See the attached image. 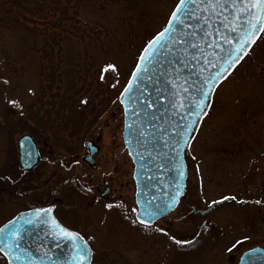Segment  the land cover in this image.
I'll return each mask as SVG.
<instances>
[{"label": "rangeland", "instance_id": "rangeland-1", "mask_svg": "<svg viewBox=\"0 0 264 264\" xmlns=\"http://www.w3.org/2000/svg\"><path fill=\"white\" fill-rule=\"evenodd\" d=\"M176 2L0 0V176L18 177L0 195V225L18 211L56 203L61 224L89 243L91 264H237L244 249L264 246V33L216 87L188 149L177 207L147 228L135 220L118 97ZM24 133L46 158L31 174L17 166ZM87 140L98 146L93 165L82 158ZM105 180L110 199L99 194ZM224 196L236 200L195 212Z\"/></svg>", "mask_w": 264, "mask_h": 264}, {"label": "water", "instance_id": "water-1", "mask_svg": "<svg viewBox=\"0 0 264 264\" xmlns=\"http://www.w3.org/2000/svg\"><path fill=\"white\" fill-rule=\"evenodd\" d=\"M196 11L200 12V9L196 8ZM217 11L221 13L220 17L201 12V16L208 19L211 24L210 28L203 23L198 27L195 20H186V23L192 25L190 29H180L174 24L177 27L174 35L187 43L174 45V51L168 57L172 66L163 64L156 67L154 72L150 70L151 79L145 76L140 82L134 81L133 87L136 89L132 97L134 102H129V95L126 94L123 97L125 103L122 104L119 96L123 108L122 141L133 163L132 178L135 184L134 201L137 209L135 218L137 220L139 216L140 219L148 221L149 225L174 210L183 195L189 170L187 151L211 102L213 92L204 100L208 106L203 108L200 116L194 115L199 110L195 108L193 102L201 98L203 78L209 76L210 72L218 70L207 67L203 58H199L197 49L203 50L206 55L211 52L223 55L219 49L207 47L208 43L217 40L214 30L224 35L236 36V33H230L220 23L224 16L231 19L233 10ZM180 15H183L182 11ZM193 31L196 33L195 36L184 35ZM204 31L212 32V35L204 37ZM233 42L235 43V39ZM219 43L225 50L230 47L225 45L223 40ZM169 44H173L172 39H169ZM191 44L197 45V48H192ZM193 55L198 58L193 59ZM208 58L213 60L210 55ZM181 61H186L187 65ZM201 68L205 70L201 72ZM161 69L167 74L163 75ZM173 83L178 87L173 88ZM218 84L214 85V89ZM184 87L188 88L187 92L183 91ZM177 92L180 94L179 98L176 96ZM181 102L184 107H173ZM185 128L191 130L184 131ZM87 145L89 154L86 158L92 163L96 147L92 146L91 142H87ZM17 148L20 166L24 170H29L37 161V151L32 138L29 135L20 136ZM36 209L51 211L47 214L43 212L37 214ZM53 209V205L32 207L17 213L0 226V229H4L0 232V248L8 244L10 249L0 252L7 264H90L91 249L83 238L82 242L74 243L71 239L59 236L52 220L60 227L76 232L63 227L54 216ZM157 209L158 214L150 219L143 215L146 210L155 212ZM208 210L209 208L206 211ZM27 220H31L32 223H25ZM9 221L12 222L11 225ZM6 226L17 229L19 239L9 240ZM77 243L81 248L87 245V250L83 253L84 260L79 258L80 249L75 247ZM238 264H264V250L254 248L244 252Z\"/></svg>", "mask_w": 264, "mask_h": 264}, {"label": "snow or ice", "instance_id": "snow-or-ice-1", "mask_svg": "<svg viewBox=\"0 0 264 264\" xmlns=\"http://www.w3.org/2000/svg\"><path fill=\"white\" fill-rule=\"evenodd\" d=\"M196 8L200 9V12L196 11ZM217 9H221L222 11L226 12L229 9L233 10V14L231 19L229 17L224 16L221 19L220 23L223 28L228 29L230 33H236V36L233 37L231 35H224L220 33L218 30L215 31V35L217 40L212 41L207 44L208 48H217L220 50V53L223 55H218L216 52H211L209 54H205L203 50H198L199 58H203L204 63L207 67L212 69H218L214 72H210L209 76L203 78L204 87L200 90V99L198 101H194L195 108L199 111L194 113L196 116H200L203 108L207 107L204 103V100L210 96L212 92H214V85L226 80L228 75L232 73V71L236 68L238 64L244 59L246 55H248V50L251 49L252 45L255 43L256 39L260 37L261 33H264V0H179L176 5V8L172 11L167 24L158 32L156 33L151 39L147 41L145 46L141 49L137 62L132 70L131 77L128 81V84L124 87L123 91L120 93L121 103H125L123 97L127 94L129 95V102H134L132 99L133 94L135 92V88L133 87L134 81L140 82L143 80L145 76H148L151 79L150 70L155 71L156 67H159L163 64H167L169 67L172 66L171 60L168 57L174 51L175 44H184L187 41L180 39L179 37L175 36L174 34L177 32V27L179 26L180 29H190L192 25L186 23V20H195L197 26L199 27L201 23L204 25L209 24L208 19L203 18L201 16L202 13H208L214 17H220L221 13L217 11ZM183 12L181 16L180 13ZM191 35L195 36L196 33H184V35ZM212 32L204 31V37H210ZM169 39H172L173 44H169ZM235 39V43L233 42ZM220 40H223L225 45H229L230 47L225 50L224 47L219 43ZM192 48H197V45L191 44ZM212 56L213 60H209L208 56ZM196 55H193V59H197ZM187 65L186 61H181ZM107 68L112 69L113 71L116 70L115 65L109 64ZM107 70V69H104ZM205 69L201 68V72ZM163 75L167 73L161 69ZM178 78V77H177ZM101 80L104 79V76L101 75ZM7 83V81H5ZM186 83V82H185ZM173 88L178 87L177 84L173 83ZM115 87V85H113ZM184 92L188 91L187 87L183 88ZM179 92L176 93V96L179 98ZM10 104H15L14 101H9ZM81 103H86V101H81ZM184 107L183 102L179 103L178 105H173V107ZM206 115V113H204ZM190 128H185L184 131H190ZM179 147V144H177ZM183 175V173H181ZM175 199V198H173ZM228 199L236 200V197H221V201H227ZM221 201H213L212 203H220ZM242 202V201H241ZM257 204H260L261 201H256ZM211 207V204L208 205ZM106 207L111 208L113 205L108 204ZM37 214L39 213H49L51 209H36ZM133 211H136L133 209ZM159 209L155 212L152 211H145L143 215L148 217L149 219L153 216L157 215ZM138 222L141 225H144L145 228L149 227V222L145 219H140L139 216L137 217ZM11 221H9V225H11ZM25 223H32L31 220L25 221ZM53 226L57 229L59 236L66 239H71L74 243L76 241H81L82 238L79 237L78 234L68 231L59 225L56 224L55 220H52ZM8 227V226H6ZM158 231H163V229H157ZM4 229H0V232H3ZM7 238L11 241H16L19 239L18 230L15 228L8 227L7 231ZM170 239H174L171 238ZM174 242L180 246L185 243L186 241L175 240ZM237 244L241 243V241H237ZM236 245L234 244L233 247ZM76 248L80 249V260H84V252L87 250V245L85 244L83 248H81L80 244H75ZM5 249H9L8 244L4 245V248H0V252L4 251ZM10 250V249H9ZM231 251V249H229ZM243 259V257L241 258Z\"/></svg>", "mask_w": 264, "mask_h": 264}, {"label": "flooded vegetation", "instance_id": "flooded-vegetation-1", "mask_svg": "<svg viewBox=\"0 0 264 264\" xmlns=\"http://www.w3.org/2000/svg\"><path fill=\"white\" fill-rule=\"evenodd\" d=\"M33 137V136H32ZM34 138V137H33ZM33 141H34V143H35V145H36V149H37V153H38V158H37V163L35 164V166L30 170L31 171V173H34V171H37L38 170V168H39V166H40V164H43L44 163V159H46L43 155H41V148H42V146L39 144V142L36 140V139H33ZM88 141H90L91 142V144H92V146H95L96 147V152L92 155V163H90L89 161H88V159L86 158L87 156H88V150H89V146L87 145V142ZM85 147L87 148V153L86 154H84L83 156H82V158H83V160L85 161V163H87L88 165H93V163H94V155L98 152V146L94 143V141L93 140H87L86 142H85ZM250 159H252V161L253 160H256V161H258V160H262V157H254V156H252V157H250ZM249 159V160H250ZM264 170V169H263ZM263 170H261V174H262V172H264ZM29 171V172H30ZM20 173H22V172H20ZM26 173H28V172H26ZM263 183H264V176H263ZM103 184H104V189L99 193L100 194V196L103 198V197H106L107 199H110V195H108V193H109V191H110V186H109V184H108V181L107 180H105V181H103ZM104 191H106V193L103 195V193H104ZM230 197H232V196H230ZM92 200H87L86 202L87 203H90ZM242 201V202H241ZM256 201H259V200H257V199H253L252 201L250 200V199H239L238 200V203H240V204H242L243 202H245V203H253L254 205H258L257 203H256ZM237 202V201H236ZM48 204H53V206H54V209H53V212H54V214H55V216H56V213L58 212V206H57V204L56 203H48ZM65 209H67V208H63V210H65ZM57 217V216H56ZM253 247H260V248H262V249H264V246H261V245H254V246H251V247H248V248H246V249H244L243 251H245V250H247V249H250V248H253Z\"/></svg>", "mask_w": 264, "mask_h": 264}, {"label": "trees", "instance_id": "trees-1", "mask_svg": "<svg viewBox=\"0 0 264 264\" xmlns=\"http://www.w3.org/2000/svg\"><path fill=\"white\" fill-rule=\"evenodd\" d=\"M4 169H6V168H4ZM4 172H5V170L3 171V175L0 176L1 177L0 178V195H1V193H4L6 190H8L7 188H11L12 185L14 186V183L16 184V180L18 178V177H14V179H12L10 174L7 175Z\"/></svg>", "mask_w": 264, "mask_h": 264}]
</instances>
